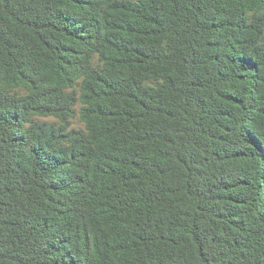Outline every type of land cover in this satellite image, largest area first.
<instances>
[{
  "label": "trees",
  "instance_id": "obj_1",
  "mask_svg": "<svg viewBox=\"0 0 264 264\" xmlns=\"http://www.w3.org/2000/svg\"><path fill=\"white\" fill-rule=\"evenodd\" d=\"M0 264H264V0H0Z\"/></svg>",
  "mask_w": 264,
  "mask_h": 264
}]
</instances>
